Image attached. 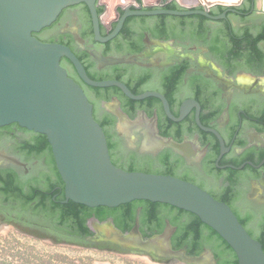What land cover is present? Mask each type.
<instances>
[{"label": "flooded vegetation", "instance_id": "flooded-vegetation-1", "mask_svg": "<svg viewBox=\"0 0 264 264\" xmlns=\"http://www.w3.org/2000/svg\"><path fill=\"white\" fill-rule=\"evenodd\" d=\"M227 8L217 5L210 12L221 14ZM238 9L250 11L251 0ZM88 12L84 3L69 7L51 26L36 33L37 37L45 42L66 44L75 54L87 53L94 64L88 70L90 77L96 72L109 76L121 74L122 79L118 80L135 94L164 95L175 116L180 115L181 105L187 99L200 106L199 123L197 106L183 120L174 121L168 117L160 98L133 100L116 86L105 88L110 94L105 100L90 90L91 86L63 57L68 71L74 73L82 87L85 84L89 88L83 87L95 105L97 120L108 114L115 118L113 129L122 141V150L134 151L118 135L117 118L104 105L115 99L131 118L143 111L148 117L157 113L159 131L170 125L172 136L166 137L195 139L199 153L203 150L204 154L198 161L197 156L184 158L175 153L185 162L179 169L180 176L228 203L249 233L264 245V81H257L264 78V71H255L242 59L228 67L218 52L223 44L229 47L227 34L231 32L243 40L246 32L257 26L256 11L227 12L226 18L206 17L208 20L203 23L198 18L164 22L160 17L132 16L134 20H126L118 35L108 42L95 40ZM115 24L116 20L108 25L104 23L102 35L106 36ZM163 26L168 34L159 32ZM128 100L137 102V106L131 108L125 103ZM213 130L219 133L223 145ZM66 199L65 184L46 135L18 123L0 125V231L13 230L28 241L56 247L114 252L116 245L97 241L99 224L108 226L113 218L99 220L91 215L86 222L91 233L84 232L79 216L63 212L75 203L65 202ZM137 213L140 228L141 208ZM64 217L65 222L60 221ZM181 249L188 254L187 246Z\"/></svg>", "mask_w": 264, "mask_h": 264}, {"label": "water", "instance_id": "water-1", "mask_svg": "<svg viewBox=\"0 0 264 264\" xmlns=\"http://www.w3.org/2000/svg\"><path fill=\"white\" fill-rule=\"evenodd\" d=\"M170 1L0 0V125L18 123L46 135L65 184V202L72 200L91 208H114L135 200L169 204L196 214L214 229L232 247L238 264H264L262 242L249 233L228 203L179 176L128 171L117 166L112 160L105 130L95 117L94 103L61 61L63 57L67 58L80 78L91 87L116 86L133 100L148 96L160 98L168 117L174 121L183 120L190 109L197 106L200 123L197 102L185 100L180 115L175 116L164 95L157 92L135 94L123 81L107 79L109 76L105 74L95 75L96 79L103 80L92 79L70 46L45 42L34 35L56 22L65 9L82 3L89 10L95 40L100 42L115 38L132 16L166 15L173 18L175 15L182 19L202 15L219 20L226 18L227 12L249 14L256 11L257 26L249 31L259 34L264 28V0H251L248 12L238 9L246 0H175L181 6L176 9L165 7ZM99 4L105 5L102 14L98 12ZM217 5L228 8L221 14L211 13L210 8ZM112 20H116L115 26L103 36L102 25H108ZM257 81H264V78ZM104 105L117 118L118 135L138 153L156 156L169 148L184 158L197 156L198 161L204 154L203 150L199 153L195 139L178 141L160 134L157 113L148 117L143 111L131 118L122 110L118 99ZM213 132L223 145L219 133ZM166 224L162 233L144 238L139 228V217L128 232L119 229L110 219L108 226L99 224L97 241L116 245V253L151 259L157 264H217L210 248H205L199 255L174 249L171 238L176 228L169 221Z\"/></svg>", "mask_w": 264, "mask_h": 264}, {"label": "trees", "instance_id": "trees-1", "mask_svg": "<svg viewBox=\"0 0 264 264\" xmlns=\"http://www.w3.org/2000/svg\"><path fill=\"white\" fill-rule=\"evenodd\" d=\"M137 1L140 2L141 0ZM165 7L174 9L181 8L175 0L167 2ZM104 11L105 5H99V14H102ZM88 17L91 26L92 21L89 12ZM159 17L164 22L169 19H178L181 22H185L191 18H198L202 21V23L208 20L202 15L185 16L182 19L177 18L175 15H173V18H169L166 15H159L157 18ZM127 20L132 21L134 20V17H129ZM159 32L168 34L165 26H163ZM34 35L37 36L36 33H34ZM227 40L229 47L226 48L223 44L218 49V52H220V54L224 57L223 61L228 67L233 66L238 59H242L255 71H264V28L259 34H253L250 31H247L243 40L236 38L233 33L230 32L227 34ZM76 55L84 63L87 72L93 68L94 64L89 60V55L87 53L82 55L76 53ZM61 63L66 67L67 60L62 59ZM69 74L74 77L76 81H79L74 73L69 72ZM99 74L103 75L96 72L91 74V78L95 80H103L96 79L95 75ZM110 78L122 79V75H110L107 79ZM83 87L87 90L89 89L85 84H83ZM90 90H93L99 97H102L105 100L110 98V94L105 88L90 87ZM125 103L131 108H135L137 106V102L133 100H128ZM131 116H134V113H131ZM99 122L105 130L111 157L117 166H120L128 171L141 170L160 174H171L181 177L179 169L185 166V162L180 156H177L174 151L169 148H165L154 156L150 154L140 155L133 150H122V141L113 129L115 125V118L108 114ZM169 126L167 125L164 129L160 130V133L163 136H172ZM173 137L175 140L182 141L181 136L176 135ZM138 208H141L140 229L144 237L147 238L155 233L162 232L166 225L165 220L168 219L172 225L177 227L176 233L172 238L174 249H181L187 246L189 255H198L206 247H208L213 251L218 264H238V258L232 247L214 229L203 223L196 214L169 204L152 202L149 200H135L114 208L106 206L91 208L83 204L80 205L78 203H71L63 212H69L73 213L77 217L79 216L78 220L84 232H90L86 222L88 217L91 215H95L99 220L112 217L114 219V223L119 229L124 232H128L135 225V221L138 216ZM65 220L66 218L61 219L60 221L65 222ZM240 221L244 224L242 220Z\"/></svg>", "mask_w": 264, "mask_h": 264}, {"label": "rangeland", "instance_id": "rangeland-1", "mask_svg": "<svg viewBox=\"0 0 264 264\" xmlns=\"http://www.w3.org/2000/svg\"><path fill=\"white\" fill-rule=\"evenodd\" d=\"M0 264H157L151 259L111 251L63 248L28 241L4 230L0 234Z\"/></svg>", "mask_w": 264, "mask_h": 264}]
</instances>
